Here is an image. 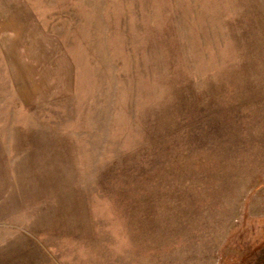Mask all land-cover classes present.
Segmentation results:
<instances>
[{"label":"rangeland","instance_id":"374dc122","mask_svg":"<svg viewBox=\"0 0 264 264\" xmlns=\"http://www.w3.org/2000/svg\"><path fill=\"white\" fill-rule=\"evenodd\" d=\"M28 1L0 264H264V0Z\"/></svg>","mask_w":264,"mask_h":264},{"label":"crops","instance_id":"0c3cea01","mask_svg":"<svg viewBox=\"0 0 264 264\" xmlns=\"http://www.w3.org/2000/svg\"><path fill=\"white\" fill-rule=\"evenodd\" d=\"M30 6L31 3L28 0H8V1L0 0V22L6 23L5 25L0 26V29L1 28L10 29V21L27 23L26 25L28 29H31L32 27L30 25V22L37 21V18H33L32 20ZM36 30L40 31V28L38 29L36 28ZM7 36L10 37L12 35L8 33ZM13 36H15V34H13ZM39 36L40 35H38V37Z\"/></svg>","mask_w":264,"mask_h":264}]
</instances>
